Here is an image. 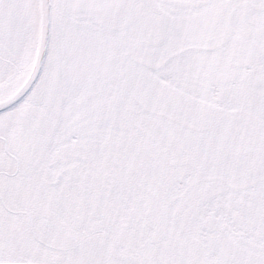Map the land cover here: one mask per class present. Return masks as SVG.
<instances>
[{
  "label": "snow or ice",
  "instance_id": "1",
  "mask_svg": "<svg viewBox=\"0 0 264 264\" xmlns=\"http://www.w3.org/2000/svg\"><path fill=\"white\" fill-rule=\"evenodd\" d=\"M0 264H264V0H0Z\"/></svg>",
  "mask_w": 264,
  "mask_h": 264
}]
</instances>
